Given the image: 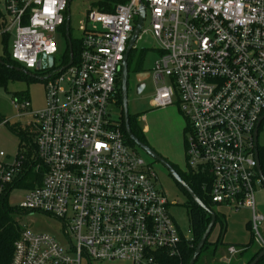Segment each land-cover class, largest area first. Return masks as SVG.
<instances>
[{"label":"built area","instance_id":"2783aa9c","mask_svg":"<svg viewBox=\"0 0 264 264\" xmlns=\"http://www.w3.org/2000/svg\"><path fill=\"white\" fill-rule=\"evenodd\" d=\"M68 1L0 0V37L13 38V60L45 84L41 111H29V100L16 103L34 119V168L45 169L18 210L62 222L68 241L20 222L10 264H165L164 257L191 245L192 231L184 233L171 214L157 174L110 116L141 5L151 26L143 24L139 39L150 35L159 54L147 73L157 89L154 104L179 103L190 126L188 172L206 177L214 204L251 211L263 251L255 132L264 116V0H130L113 13L90 9L77 63L73 46L65 58L56 43ZM42 55L53 57L51 68L37 70ZM23 158L0 160V198L24 179ZM236 253L230 246L221 262L230 264Z\"/></svg>","mask_w":264,"mask_h":264},{"label":"rangeland","instance_id":"374dc122","mask_svg":"<svg viewBox=\"0 0 264 264\" xmlns=\"http://www.w3.org/2000/svg\"><path fill=\"white\" fill-rule=\"evenodd\" d=\"M96 0H73L70 7L71 14V35L72 38L78 40L82 37L83 27L87 23V15ZM95 10V9H93ZM151 20L147 15L144 28H150ZM56 43L60 52L66 50V39L62 35H57ZM13 38L6 45L0 37V56H6L12 52ZM159 58L156 48V42L150 36H144L139 39L135 47L134 62L142 63V70L145 73H152L155 63ZM59 64V57H56ZM156 86L152 78L147 83L146 91L138 96L135 92V85L131 82L128 92L129 114L132 117L139 116L138 122L146 138L147 146L155 151L160 157L165 159L169 164L174 166L180 172L188 171L186 159V129L187 120L181 112L179 103L175 102L169 106L156 107L154 99L156 96ZM27 92L30 99L31 108L29 111H41L45 106V84L43 81H10L7 88L0 87V153L5 154L3 160L13 163L18 156L20 138L12 130L17 126L25 127L31 125L33 127L34 119L29 115L28 111H21L16 107L14 102V94ZM110 116L113 121L119 120V109L115 104L109 108ZM3 120L8 122L6 125ZM34 131V130H33ZM32 136V135H31ZM34 138V137H33ZM35 139V138H34ZM258 144L264 147V122L259 131ZM142 160L150 165L158 177V188L164 192L167 199L171 203V214L179 224L181 230L187 233L190 227V221L187 209L184 204L187 201L186 196L180 190L177 182L171 177L166 166L146 151L137 147ZM28 189L17 187L14 188L9 195V204L12 207H19L27 196ZM257 210L264 216V187L257 188ZM220 211L227 218V232L224 236V245L217 253L216 259L223 258L228 254V248L235 246L237 253L232 257V262L243 264L247 262L256 252L255 247H251L246 253H242L243 249L239 245H248L251 240V233L247 229L246 224L251 222L252 213L249 209L243 208L234 211L222 208ZM15 218L35 233L47 234L56 237L62 244L67 245V236L64 232L62 222L52 219L43 214L30 215L24 212H17ZM264 227V222H263ZM218 230H214L209 241L214 243L217 240ZM212 251H204L200 255L197 264H214ZM219 257V258H218ZM242 260V262H239ZM213 262V263H212ZM218 262V261H217ZM83 264H88L85 259ZM93 264H131L125 261L113 262H93Z\"/></svg>","mask_w":264,"mask_h":264},{"label":"trees","instance_id":"16d2710c","mask_svg":"<svg viewBox=\"0 0 264 264\" xmlns=\"http://www.w3.org/2000/svg\"><path fill=\"white\" fill-rule=\"evenodd\" d=\"M129 1L130 0H96L93 3L92 8L95 10H98L99 12L113 13L115 11V8L118 5L127 4ZM60 31L62 32V36L66 39L67 46H66L65 58H67L68 54L70 53V50H69V43H68V38H67L66 23L61 28ZM70 36L72 39V46H73V52L75 56V62L77 63L80 57L79 56L80 55V42L78 40L73 39L71 33H70ZM2 39H3V43L7 45L10 42L11 38L8 36H4L2 37ZM134 58H135V48L132 50V52L129 55V61H128L129 71L144 72L142 70V63L141 62L135 63ZM0 59H1L0 87L6 89L10 81L30 82V81L39 80L37 77H34V76L32 77V76H29L23 73L22 71H19L18 70L19 68L23 70L25 69L22 68L17 62L13 60L11 53L6 56H0ZM38 74H39L38 72L35 73L36 76H39ZM119 78L117 80V93L115 96V100H116L115 105L119 109V111H121V113H120L119 120H117V122L120 125V128L124 134V137L128 145L131 148H134L137 150L138 146L128 137L127 132H126L122 94H121V80ZM14 99H15L14 101L15 103L28 101V100L30 101L27 92L15 93ZM138 118L139 116L132 117L129 114V125L135 137L139 139L142 143L147 145L146 138L139 125ZM263 122L260 125L259 131L262 127ZM3 123L6 125L9 124L8 122L4 120H3ZM12 130L20 138L18 155L22 153L24 157L23 160H24L25 171L23 175L25 174L26 175L22 181H20L18 178L14 182V184L10 187L9 191L17 187L26 188L28 190L34 189L43 183V179L45 175V169L42 167V165H41L42 168H40L39 171H36L34 168L37 165H39L38 163L35 165V160H34V155L36 152V134L33 131L34 126L33 127L31 125L30 126L27 125L25 127L17 126L15 128H12ZM189 132H190V126L187 123L186 134H188ZM259 156H260L261 168L264 174V147L259 146ZM177 171H178V174L183 179V181H185L192 188V190L201 199V201L216 215V223H215V226L211 234L213 233L214 230L217 229L218 230L217 240L214 243H211L209 241L210 236H211L210 234L202 252L206 250L207 251L211 250L213 254L212 256L214 257V259H212L214 260V264H219L217 262L218 259H216V257L218 256L217 253L220 251V248L222 246L229 245L224 242V236L227 232V218L220 211V209L224 207L214 204L209 196V191L204 189V184L208 182L206 177L193 175L191 172L181 173L179 170ZM178 186L180 190L182 191V193L187 198V201L184 204V207L187 209L193 241L191 242V245L188 243L183 244L178 256L173 257V258L164 257L163 262L165 264H189L199 242L201 241L203 235L205 234L207 228L209 227L211 223V219H212L210 214L204 209H202L199 205H197L180 184H178ZM17 212H20L18 208L12 207L9 204V193H7L6 195H3L0 198V264H10L11 259H12V254H13L14 243L18 239L22 231L20 221H18L14 215V214H18ZM246 227L251 233L250 243L248 245H239V247L243 249L241 254L246 253L251 247L256 248L255 254L245 263V264H251L262 252V249H260L257 246V244L254 242L253 234L251 231V222H248L246 224ZM230 264H239V263L237 262L235 263L233 261ZM258 264H264V258H262L258 262Z\"/></svg>","mask_w":264,"mask_h":264},{"label":"water","instance_id":"95a60500","mask_svg":"<svg viewBox=\"0 0 264 264\" xmlns=\"http://www.w3.org/2000/svg\"><path fill=\"white\" fill-rule=\"evenodd\" d=\"M73 0H69L68 1V8H67V19H66V28H67V38H68V43H69V50L71 51L72 54V39L70 36L71 33V14H70V7H71V3ZM144 20H145V9L144 6L141 5L140 6V11H139V19L137 21V24L135 26V30L133 33V36L130 40L129 46H128V50L124 59V62L122 64L121 67V94H122V102H123V111H124V120H125V125H126V132L128 137L141 149H143L144 151H146L149 155H151L152 157H154L156 160L160 161L161 163H163L166 168L168 169L171 177H173V179L180 184L184 190L190 195V197L193 199V201L199 205L202 209H204L205 211H207L210 216H211V223L209 225V227L207 228L205 234L203 235L201 241L199 242L194 255L190 261L189 264H196L198 258L200 257L203 248L215 226L216 223V215L213 211H211L202 201L201 199L196 195V193L192 190V188L185 182L183 181V179L181 178V176L178 174V172L173 168V166L171 164H169L165 159H163L162 157H160L155 151H153L149 146H147L146 144L142 143L139 139H137L135 137V135L132 133L130 125H129V104H128V77H129V68H128V61H129V55L132 52V50L136 47V43L139 40L142 28H143V24H144ZM72 58V57H71ZM40 59L42 60L41 63H39L37 70H45L47 68H51L53 66L54 63V59L52 56H45L42 55L40 57ZM1 62V59H0ZM73 62V58L71 59L70 64H72ZM19 71H22L23 73L29 75V76H34L35 75L23 70V69H18ZM42 80V79H41ZM144 91L143 86L142 87H138V95H142ZM264 121V116L260 119V123L257 127V130L255 132V141H256V159L258 162V173H259V177L261 179V182L263 184L264 187V174L261 168V162H260V156H259V144H258V137H259V128L261 123ZM264 258V250L259 254V256L251 263V264H258V262Z\"/></svg>","mask_w":264,"mask_h":264},{"label":"flooded vegetation","instance_id":"af4514ba","mask_svg":"<svg viewBox=\"0 0 264 264\" xmlns=\"http://www.w3.org/2000/svg\"><path fill=\"white\" fill-rule=\"evenodd\" d=\"M119 79L121 80V74H120V78ZM150 79H151L150 75L147 74V73H145V72L129 71V77H128V92L130 90L131 82H132L133 83V86L135 85V92H136V94L138 92V87H142V86L144 88V91H143V93H144L146 91V89H147V83H148V81ZM138 96H141V95H138ZM186 137H187V134H186ZM173 168L177 171V169L174 166H173ZM181 173H185V172H181Z\"/></svg>","mask_w":264,"mask_h":264},{"label":"crops","instance_id":"0c3cea01","mask_svg":"<svg viewBox=\"0 0 264 264\" xmlns=\"http://www.w3.org/2000/svg\"><path fill=\"white\" fill-rule=\"evenodd\" d=\"M221 260H222V258H220L219 260H218V263L219 264H223L222 262H221ZM239 262H242V260H240ZM246 262H244L243 264H245Z\"/></svg>","mask_w":264,"mask_h":264}]
</instances>
